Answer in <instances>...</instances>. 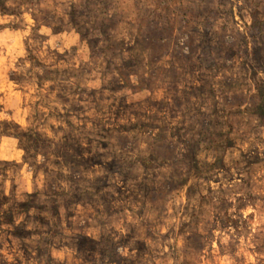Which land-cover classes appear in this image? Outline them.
<instances>
[{
	"label": "rangeland",
	"instance_id": "obj_1",
	"mask_svg": "<svg viewBox=\"0 0 264 264\" xmlns=\"http://www.w3.org/2000/svg\"><path fill=\"white\" fill-rule=\"evenodd\" d=\"M179 1L0 0V264H264V0Z\"/></svg>",
	"mask_w": 264,
	"mask_h": 264
},
{
	"label": "crops",
	"instance_id": "obj_2",
	"mask_svg": "<svg viewBox=\"0 0 264 264\" xmlns=\"http://www.w3.org/2000/svg\"><path fill=\"white\" fill-rule=\"evenodd\" d=\"M179 1V0H178ZM184 4H185V1L186 0H181ZM181 1H179V3L181 2ZM206 1L207 0H191L190 1V3H192V5H195L196 7H200L201 5H202V8H203V6L204 5H207V4H205L206 3ZM210 1H212V0H210ZM214 1V0H213ZM227 1H230V2H232V3H239V2H241L242 0H227Z\"/></svg>",
	"mask_w": 264,
	"mask_h": 264
}]
</instances>
